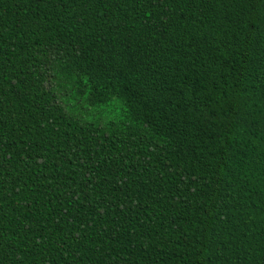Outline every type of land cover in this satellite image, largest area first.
I'll return each mask as SVG.
<instances>
[{"label": "trees", "instance_id": "1", "mask_svg": "<svg viewBox=\"0 0 264 264\" xmlns=\"http://www.w3.org/2000/svg\"><path fill=\"white\" fill-rule=\"evenodd\" d=\"M0 264H264V0H0Z\"/></svg>", "mask_w": 264, "mask_h": 264}]
</instances>
